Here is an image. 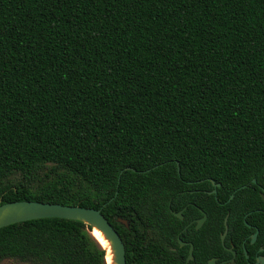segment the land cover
<instances>
[{"label":"trees","instance_id":"16d2710c","mask_svg":"<svg viewBox=\"0 0 264 264\" xmlns=\"http://www.w3.org/2000/svg\"><path fill=\"white\" fill-rule=\"evenodd\" d=\"M262 194L264 0H0L1 204L100 209L126 264H252ZM8 262L106 264L59 218L1 228Z\"/></svg>","mask_w":264,"mask_h":264},{"label":"water","instance_id":"95a60500","mask_svg":"<svg viewBox=\"0 0 264 264\" xmlns=\"http://www.w3.org/2000/svg\"><path fill=\"white\" fill-rule=\"evenodd\" d=\"M128 170H130L128 168ZM213 187H219L220 185H215L213 180H210ZM253 183H256L253 180ZM209 194H216V189H213ZM264 198V194L261 195ZM233 198V195L229 200ZM179 219H182L181 213H173ZM46 218H59L66 220L78 221L90 228L92 236L98 241L103 250L105 251V261L106 264H126V251L124 243L118 234V232L113 228V226L108 222V220L102 215L101 210L93 208H85L81 206H64L60 204H51V203H42L35 201H19L11 203H0V229L32 220L46 219ZM206 220L204 215L201 219L197 221L196 229H199L201 225ZM228 216L224 220L225 230L221 236V242L224 244L225 237L228 233L227 226ZM118 222L128 227L127 222L121 219H118ZM100 233L102 239L107 243L110 251V262L107 261V248L94 236L93 231ZM258 235L256 231L251 236V244H254ZM180 246H183L184 243L180 241ZM193 247L189 249L188 258L186 262L193 260L192 256ZM232 253L233 258L236 256V253L232 248L228 249ZM262 251V249H260ZM246 253V251H245ZM246 258L248 256L246 255ZM206 264H226L225 262L217 263L216 259L208 261ZM253 264H264V256H259L256 258Z\"/></svg>","mask_w":264,"mask_h":264},{"label":"flooded vegetation","instance_id":"af4514ba","mask_svg":"<svg viewBox=\"0 0 264 264\" xmlns=\"http://www.w3.org/2000/svg\"><path fill=\"white\" fill-rule=\"evenodd\" d=\"M188 183H190V182H188ZM188 192V194L189 195H192L194 192H198V191H195V190H188L187 191ZM203 193H205V194H207V195H211V194H209L210 192H211V190H203L202 191ZM185 193V191L184 190H180L179 192H178V197H177V206H178V208H179V210L177 211V212H173V213H181V215H182V219H179V220H181V221H185V219H187L188 220V222L185 224V226L183 227V229H182V231H186L191 225L193 226V228H194V230H198V229H196V225H197V221L199 220V219H201L204 215L206 216V220H207V215H206V213H203L201 210V212H202V217H200V218H195L194 217V213H193V211H190V214H188L187 215V217H185L184 216V212H186V210L188 209V205H190V206H193V207H196V205H194L191 201H190V199H191V197L190 196H188V195H186V194H184ZM176 217V216H175ZM186 220V221H187ZM206 220L204 221V223L206 222ZM203 223V224H204ZM203 224L201 225V227L203 226ZM200 227V228H201ZM199 228V229H200ZM179 240L180 239H178V242H179ZM181 241V240H180ZM183 242V241H182ZM184 243V245L183 246H180L181 248H183L184 246H188L189 247V249H190V247L192 246L193 247V245L189 242V241H186V242H183ZM179 244H180V242H179ZM260 249H262V248H260ZM263 250V249H262ZM260 251V250H259ZM188 254H189V250H188ZM259 257V256H258ZM188 258V257H187ZM186 258V259H187ZM257 258V257H256ZM212 260V259H211ZM256 260V259H255ZM191 261V260H190ZM210 261V260H209ZM208 262V261H207ZM206 262V263H207ZM217 262V261H216ZM255 262V261H254ZM187 263V262H186ZM189 263V262H188ZM206 263H204V264H206ZM217 263H220V262H217ZM253 264V263H252Z\"/></svg>","mask_w":264,"mask_h":264},{"label":"bare ground","instance_id":"6f19581e","mask_svg":"<svg viewBox=\"0 0 264 264\" xmlns=\"http://www.w3.org/2000/svg\"><path fill=\"white\" fill-rule=\"evenodd\" d=\"M93 234L103 244V246L107 248V261L110 262V251H109L107 243L102 239L100 233H98L97 231L94 230Z\"/></svg>","mask_w":264,"mask_h":264},{"label":"rangeland","instance_id":"374dc122","mask_svg":"<svg viewBox=\"0 0 264 264\" xmlns=\"http://www.w3.org/2000/svg\"><path fill=\"white\" fill-rule=\"evenodd\" d=\"M5 264H13L12 262H8V263H5Z\"/></svg>","mask_w":264,"mask_h":264}]
</instances>
